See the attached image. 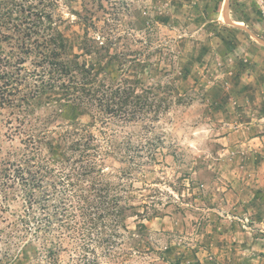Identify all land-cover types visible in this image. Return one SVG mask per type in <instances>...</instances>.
<instances>
[{
	"label": "rangeland",
	"instance_id": "rangeland-1",
	"mask_svg": "<svg viewBox=\"0 0 264 264\" xmlns=\"http://www.w3.org/2000/svg\"><path fill=\"white\" fill-rule=\"evenodd\" d=\"M64 1L59 13L66 36L84 34L80 14L94 20L92 36H103L110 24L109 33L125 36V48H120L149 61L157 70L154 80L172 82L175 100L180 94L187 98L155 123L153 134L165 147L156 163L135 175L130 192L132 202L144 205L138 209L143 214L127 218L129 231H122L114 256L97 249L99 264H200L210 224L219 228L220 219H227L245 230L257 228L256 220H264V45L225 22V0H120L111 14L91 0ZM230 17L264 40V0H231ZM142 20L146 24L138 27ZM13 30L0 27L1 55L11 54L6 34ZM32 61L30 56L26 67L32 68ZM20 87L13 97L18 106H0V159L23 150L28 133L62 132L90 122L88 115L62 111L45 92L21 103L26 89L23 83ZM49 114L47 125L36 120ZM19 124L25 129L19 131ZM99 129V124L91 128L97 135ZM112 165L120 167L109 158L107 166ZM5 187L0 180V264H79L68 238L49 259L47 250L54 245L43 231L35 234L34 223L21 221L24 200ZM140 222L145 227H138ZM262 233L252 231L257 237ZM94 259L88 252L81 264H96Z\"/></svg>",
	"mask_w": 264,
	"mask_h": 264
},
{
	"label": "trees",
	"instance_id": "trees-1",
	"mask_svg": "<svg viewBox=\"0 0 264 264\" xmlns=\"http://www.w3.org/2000/svg\"><path fill=\"white\" fill-rule=\"evenodd\" d=\"M61 1L0 0V27L14 28L13 34H6L11 54H0V106H18L13 97L21 93L23 83L27 91L21 103L45 92L62 111L88 115L90 122L62 132L47 128L28 133L23 150L0 159V180L24 200L21 221L34 223L35 234L43 231L45 240L54 247L58 244L57 250H47L49 259L68 238L79 264L88 252L99 264L97 249L114 256L112 248L122 231H129L127 218L143 214L138 209L144 205L132 202L130 192L135 175L156 163L165 147L164 140L153 134L155 123L187 98L178 93L175 100L177 87L172 82L154 80L157 70L149 61L120 48H125V36L109 33L110 24L103 36H92L91 29H97L94 20L80 14L84 34L66 36L60 28ZM91 1L110 14L119 9L120 0ZM141 24L146 22L140 21L138 27ZM30 56L32 68L26 67ZM26 115L20 119L23 125ZM51 119L49 114L36 120L47 125ZM21 124L16 126L19 131L25 129ZM97 124L99 135L91 130ZM131 125L140 129L127 131ZM109 158L120 167L107 166ZM158 213L155 210L154 217Z\"/></svg>",
	"mask_w": 264,
	"mask_h": 264
},
{
	"label": "crops",
	"instance_id": "crops-1",
	"mask_svg": "<svg viewBox=\"0 0 264 264\" xmlns=\"http://www.w3.org/2000/svg\"><path fill=\"white\" fill-rule=\"evenodd\" d=\"M220 220L219 228L216 224L207 227V254L199 260L200 264H264V243L257 245L258 241H264V233L260 237L252 235L255 229L264 231V220L257 219V228L251 231L239 227L233 220L235 224Z\"/></svg>",
	"mask_w": 264,
	"mask_h": 264
},
{
	"label": "water",
	"instance_id": "water-1",
	"mask_svg": "<svg viewBox=\"0 0 264 264\" xmlns=\"http://www.w3.org/2000/svg\"><path fill=\"white\" fill-rule=\"evenodd\" d=\"M230 1L231 0H225V4H224V8H223V19L225 20V22H227L228 24L235 26L237 28H240L242 30H245L246 32H248L252 37H254L259 43L264 45V40L262 38H260L259 36H257L254 32H252L248 27H246L243 24H240L238 22H235L231 19L230 17Z\"/></svg>",
	"mask_w": 264,
	"mask_h": 264
}]
</instances>
